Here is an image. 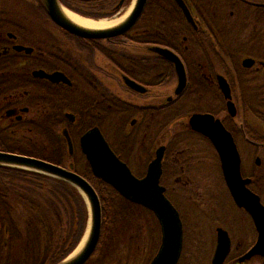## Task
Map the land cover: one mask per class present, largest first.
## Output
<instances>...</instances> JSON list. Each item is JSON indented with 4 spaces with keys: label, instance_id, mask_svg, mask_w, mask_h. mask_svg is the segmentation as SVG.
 I'll use <instances>...</instances> for the list:
<instances>
[{
    "label": "flooded vegetation",
    "instance_id": "af4514ba",
    "mask_svg": "<svg viewBox=\"0 0 264 264\" xmlns=\"http://www.w3.org/2000/svg\"><path fill=\"white\" fill-rule=\"evenodd\" d=\"M161 1L164 16L160 11L155 15L151 7L127 33L107 40L77 37L50 18L58 34L30 38L19 21L1 13L0 148H23L10 137L25 132L37 136L30 148H54L48 136L59 137L64 148H70L67 133L75 153V148H81V137L98 127L111 148H116L114 153L138 178L146 176L156 150L164 148L160 184L180 214L183 252L186 242L192 247L213 248L212 263L221 230L230 249L224 264L264 260L257 256L241 261L257 243L258 232L249 213L236 205L226 188L212 141L191 123L194 115H207L214 120L205 121L204 127L213 131L219 120L231 133L241 156L242 176L251 179L247 187L264 205V172L261 160L259 164L256 161L260 157H255L247 172L238 147L242 141L264 149V82L255 86L264 80V0H184L193 24L174 0ZM226 9L230 10V20L245 14L261 25L240 41V50L234 48L233 29L224 32L226 19L222 15ZM152 47L169 49L180 58L186 74L181 91L177 92L180 83L174 63L153 52ZM242 51L251 53L239 62ZM40 72L57 76L49 79ZM219 78L226 80L229 98ZM229 103L234 105L235 115ZM250 114L262 121H257L261 128L252 127ZM80 120L85 124L83 133L78 128ZM110 128L113 138L106 135ZM217 177L228 206L238 215L233 216L222 198L209 196L202 186H210ZM210 198L218 200L212 206H218L220 212L207 219L208 230L195 221L204 214L201 209Z\"/></svg>",
    "mask_w": 264,
    "mask_h": 264
},
{
    "label": "water",
    "instance_id": "95a60500",
    "mask_svg": "<svg viewBox=\"0 0 264 264\" xmlns=\"http://www.w3.org/2000/svg\"><path fill=\"white\" fill-rule=\"evenodd\" d=\"M50 19L61 29L72 35L84 39H111L127 33L132 29L145 12L148 0H136L135 7L131 14L121 24L108 29L92 30L72 22L66 17L62 9L69 10L60 0H41ZM183 11L187 20L193 24V18L190 10L184 0H174ZM124 0L116 6L115 11L120 10ZM72 12V11H71ZM74 13V12H73ZM80 16V15H79ZM83 17V16H81ZM101 21L109 18L92 19ZM152 51L166 57L175 65V69L179 76L180 87L177 92L182 90L186 83V74L184 65L180 58L169 49L161 47H152ZM249 60H245L244 63ZM42 77L54 79L57 75H47L40 72ZM220 79V86L226 95L230 97V91L226 80ZM128 81V80H127ZM132 86H136L134 82H130ZM229 110L233 115L236 112L232 109L233 104L229 103ZM213 118L207 115H194L191 119L193 129L204 134L212 141L216 148L221 161V168L226 185L239 208L245 209L251 216L256 230L258 232V240L254 247L244 256L242 262L251 259V257H262L264 259V205L258 195L253 193L247 186L251 183V179L243 178L241 172V156L234 137L228 132L222 123L215 121L216 127L211 131L204 127L203 123ZM214 120V119H213ZM69 143V152L72 155L74 148L69 135L66 133ZM81 152L86 157L91 170L95 177L103 180L106 184L112 186L119 194L130 201V203L139 205L145 210L152 212L157 218V222L161 227L162 240L160 247L152 259L150 264H179L183 252V225L181 217L174 205L165 195V189L160 184L162 175V160L164 148H159L156 153L155 160L148 167L146 176L143 178L136 177L130 168L122 162V160L114 153L110 147L100 128L94 127L88 130L80 139ZM257 164L260 158L256 159ZM0 167H9L22 169L32 172L44 174L53 178L66 181L74 185L83 195L87 202L89 210V233L85 246L80 254L69 260V256L58 264H86L87 261L95 253L103 228V210L100 197L92 186L83 176L75 171L74 165L68 168L47 162L42 159L29 157L20 154L2 152L0 150ZM220 230L219 245L216 254L212 259V264H224L225 259L230 251L228 239ZM84 238V237H83ZM83 240V239H82ZM82 242V241H81ZM73 254V253H72ZM71 254V255H72ZM70 255V256H71Z\"/></svg>",
    "mask_w": 264,
    "mask_h": 264
},
{
    "label": "trees",
    "instance_id": "16d2710c",
    "mask_svg": "<svg viewBox=\"0 0 264 264\" xmlns=\"http://www.w3.org/2000/svg\"><path fill=\"white\" fill-rule=\"evenodd\" d=\"M120 1L62 0L68 8L93 18L112 16ZM161 2L148 0L143 18L151 7L155 8V15L160 11V16H164ZM38 8L43 16L50 18L41 0H38ZM79 122V131L83 133L85 124L81 120ZM48 139L54 148L0 150L63 167L72 163L75 171L92 184L102 203L103 229L98 247L86 264L101 263L115 251L117 242L140 230L141 219L148 214L154 219L156 217L145 208L130 203L112 186L95 177L80 148L75 149L71 156L59 137L48 136ZM86 204L81 192L66 181L37 172L0 167V264H58L63 261L76 249L84 235L89 219ZM17 207H22L29 217L21 229L15 216Z\"/></svg>",
    "mask_w": 264,
    "mask_h": 264
},
{
    "label": "rangeland",
    "instance_id": "374dc122",
    "mask_svg": "<svg viewBox=\"0 0 264 264\" xmlns=\"http://www.w3.org/2000/svg\"><path fill=\"white\" fill-rule=\"evenodd\" d=\"M133 0H128L127 2H124L122 8L120 11L127 9ZM119 11V12H120ZM74 12V11H72ZM118 12V13H119ZM230 10H224L223 11V17L225 20L224 25V32H229V28L233 29L234 36L233 39L235 42L234 48L240 50V44L251 36V32L253 31L255 26L261 27V25L258 24L257 20L255 18L248 17L245 14H237V18L235 19H228V14ZM3 14L5 18L12 19L13 21H19L21 25L24 28L25 34L28 33V35L31 37L35 35L37 36H47L48 38H52V32L55 34H58L56 30L53 29L51 24L49 23L48 18L43 16L38 8V0H0V14ZM117 13V14H118ZM77 15H82L79 13H75ZM116 12L113 17H116ZM83 16V15H82ZM246 16V18H242ZM112 17V18H113ZM230 21L232 23L230 24ZM244 23V24H242ZM145 23H142V27H145ZM249 30V31H248ZM246 35V36H245ZM253 35V34H252ZM245 36V37H244ZM244 37V38H243ZM242 42L240 43V41ZM242 49L248 50L244 48V45L241 46ZM251 53L244 52L240 53L239 56V62L245 56V54ZM216 67L217 71H220V67ZM248 79H252L251 75H248ZM264 82V80H259L258 85L259 86ZM254 89L258 87H252ZM251 120L252 127H259V123L257 124V121L262 123V121L256 119L251 114L248 115ZM113 130L110 128L108 129L106 135L114 137V134L111 133ZM261 134V133H260ZM34 133H28L25 132L23 135H18L14 137H10L11 141L19 142L21 146H23V149L26 150H32L33 148H30L33 143H36L37 136ZM106 136V137H107ZM108 138V137H107ZM110 141L112 139L110 138ZM42 142L40 137V143ZM240 149V152L243 154L244 158V167L246 171L248 172L251 166H254L255 157L259 156L260 160L262 162L261 168L264 172V149H259L258 147L250 146L249 144H246L241 141L240 145L238 146ZM77 149V148H75ZM138 172H141L140 169H137ZM264 180V174L263 178ZM205 186L208 191L209 196L216 195L217 198H222L223 202L225 201V204H227V208H230L231 213H233V216L238 215L237 211L233 209L232 206H228V198L223 196L225 193V189L223 185L221 184V181L219 177H217V181H213L210 186ZM264 194V193H263ZM264 198V195H263ZM218 202V200H216ZM215 200L211 199L208 201L205 207H202V211L204 214H200L199 218L195 221L196 224H200L204 227V229L209 230V222L207 219L211 218L213 213H219L218 206L213 207L212 205L216 203ZM15 216L17 219V223L21 228L25 227V223L29 220L28 214L25 210L22 209V207L15 208ZM202 213V212H201ZM140 230L137 232H134L131 235H128L125 239L121 240L120 242H117L116 249L113 251L109 256L102 259L101 263L97 264H150L152 258L155 256V254L158 252L159 244L161 241V232L158 227V222H156V219H154L153 216L147 215L143 219H141L140 222ZM23 230V229H22ZM207 239L210 236V233H206ZM44 246V244L42 245ZM213 248H198V247H192L187 242L184 247L183 256L180 260L179 264H212L211 258L213 255ZM248 264H264V260L258 259L254 260Z\"/></svg>",
    "mask_w": 264,
    "mask_h": 264
},
{
    "label": "bare ground",
    "instance_id": "6f19581e",
    "mask_svg": "<svg viewBox=\"0 0 264 264\" xmlns=\"http://www.w3.org/2000/svg\"><path fill=\"white\" fill-rule=\"evenodd\" d=\"M136 4V0H133L131 5L125 9L120 11L116 17H113L111 19H106V20H101V21H96L95 20H90V19H86L83 18L69 10H65L62 9L63 13L66 15V17L68 19H70L72 22L76 23L78 26L87 28V29H92V30H103V29H108V28H112L114 26H117L119 24H121L124 20H126V18L131 14V12L133 11L134 7ZM89 224V222H88ZM89 225H87L86 228V233L82 240V242L80 243V245H78V248H76V250L73 252V254L71 256H69V260L75 258L78 254L81 253L83 247L86 244L87 238H88V233H89Z\"/></svg>",
    "mask_w": 264,
    "mask_h": 264
}]
</instances>
